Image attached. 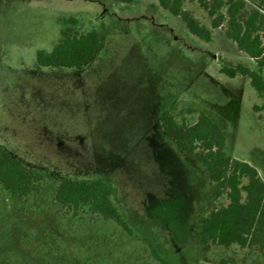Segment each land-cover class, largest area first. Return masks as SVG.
<instances>
[{
	"label": "rangeland",
	"instance_id": "rangeland-1",
	"mask_svg": "<svg viewBox=\"0 0 264 264\" xmlns=\"http://www.w3.org/2000/svg\"><path fill=\"white\" fill-rule=\"evenodd\" d=\"M182 7L209 28L196 1ZM69 18L79 34L98 32V51L78 72L39 66L36 52L61 42ZM224 28L206 43L155 0H0V147L47 173L23 197L0 186V264H161L152 249L169 264H264L256 248L201 244L199 224L227 200L213 195L197 153L161 127L209 117L224 153L264 182L263 100L247 77L220 73L225 61L255 63ZM61 178L105 183L126 228L86 205L60 207Z\"/></svg>",
	"mask_w": 264,
	"mask_h": 264
},
{
	"label": "trees",
	"instance_id": "trees-1",
	"mask_svg": "<svg viewBox=\"0 0 264 264\" xmlns=\"http://www.w3.org/2000/svg\"><path fill=\"white\" fill-rule=\"evenodd\" d=\"M155 1L162 10L184 22L190 34L206 43L211 40V30L225 24V37L254 61L256 70L225 61L220 73L228 78L237 75L247 77L251 88L263 99L260 109L264 110V0H260L261 10H247L243 0H192L206 12L209 28L202 26L183 9L182 0ZM66 22L70 26L61 30V42L50 53L36 52L39 66L80 67L98 51L100 36L95 29L79 34L71 27L76 24L74 18ZM161 127L179 149L197 153V160L212 183L213 195L216 198L224 195L227 200L226 205L215 209L199 224L201 244L204 247L238 245L256 248L264 257V182L257 170L248 162L224 153L221 130L204 115H198L191 125L180 128L171 119L163 118ZM46 177L45 171L26 167L0 147V186L8 195L26 196ZM54 199L60 207L74 212L86 205L92 214L126 228L112 206L107 185L102 181L77 183L61 178L55 188ZM152 254L161 264H169L154 249Z\"/></svg>",
	"mask_w": 264,
	"mask_h": 264
},
{
	"label": "crops",
	"instance_id": "crops-1",
	"mask_svg": "<svg viewBox=\"0 0 264 264\" xmlns=\"http://www.w3.org/2000/svg\"><path fill=\"white\" fill-rule=\"evenodd\" d=\"M238 50V49H237ZM239 51V50H238ZM240 52V51H239ZM242 53V52H241ZM244 54V53H243ZM251 59V58H250ZM252 60V59H251ZM254 62V61H253ZM70 68H72L73 70H75L76 72H78V71H81V67H70ZM250 69H253V70H256V65H255V67L254 68H250ZM237 76H235L234 78H236ZM263 77H264V74H263ZM249 81V80H248ZM255 92V91H254ZM256 93V92H255ZM262 99V98H261ZM263 100V99H262ZM262 103H263V101H262ZM262 103H261V105H262ZM261 105L259 106V109H260V107H261ZM261 110V109H260ZM262 111H264V110H262ZM206 118H208V119H210L209 117H207V116H205ZM212 122V121H211ZM213 123H215V122H213ZM246 162H248V161H246ZM250 162V161H249ZM248 162V163H249ZM250 164V163H249ZM251 165V164H250ZM258 172V171H257Z\"/></svg>",
	"mask_w": 264,
	"mask_h": 264
},
{
	"label": "water",
	"instance_id": "water-1",
	"mask_svg": "<svg viewBox=\"0 0 264 264\" xmlns=\"http://www.w3.org/2000/svg\"><path fill=\"white\" fill-rule=\"evenodd\" d=\"M227 264V263H226Z\"/></svg>",
	"mask_w": 264,
	"mask_h": 264
}]
</instances>
